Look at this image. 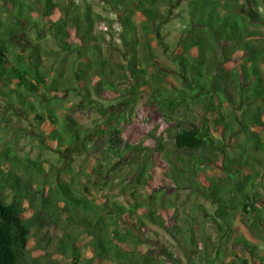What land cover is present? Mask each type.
<instances>
[{"label":"rangeland","instance_id":"1","mask_svg":"<svg viewBox=\"0 0 264 264\" xmlns=\"http://www.w3.org/2000/svg\"><path fill=\"white\" fill-rule=\"evenodd\" d=\"M53 2L67 7L68 13H78L88 6L100 16L94 34H102L105 38L101 45V58L110 62L116 73L122 76L117 84L120 93L105 91L104 97L99 99L91 89L90 98L98 103L90 104L73 86L64 93H51L55 99H61V108L67 111L78 133L81 136L90 133L89 140L81 147L78 142L73 146H60L51 139L56 127L49 122L46 96L50 92L46 88H40L37 98L26 96L27 111L17 105H7L0 92V168L2 172H9L16 167L22 182L33 190H40L49 202L55 201L53 193L59 180L73 178V186L77 190L75 195L93 204L95 216L102 219L101 229L107 230L111 245L119 253L111 245L108 247L111 250L106 253L94 252L91 245L95 231L67 221L71 211H65V204L59 201L58 213L52 221L48 219L39 228H30L31 235L22 264H75V261L76 264H85L91 258L92 264L96 261H100L98 264H243L244 260L246 264H260L240 242L244 239L254 244L264 260V227L255 219L262 215L246 207L247 202L252 200L258 210L264 205V154L249 148L243 132V122L256 107L246 106L240 99H237L239 105L231 109L224 101L215 103L205 121L202 116L205 110L203 99L191 100L188 97V93L193 94L196 89L189 79L179 73L177 62V56L182 54L181 42L186 38L183 32L189 21L186 4L177 2L170 6L167 20L155 31L157 34L153 35L151 45L156 59H139L144 81L152 87L166 89L176 103L174 110L169 112L161 104L164 98L152 97L149 89L138 83L140 81L136 82V77L130 72V57L122 42V12L107 0ZM238 2L243 6V0ZM161 10L168 8L162 4ZM60 18L61 13L55 11L53 20ZM250 19L253 24L250 30L258 35L255 40L264 43V6L252 8ZM131 20L138 26L141 16L137 11L131 15ZM66 32L69 37L60 43L61 40L53 35V25L44 27L39 24L36 29L22 25L12 41V50L21 53V67L28 79L32 80L38 71H48L49 80L59 74L68 75L72 61L79 68L95 60L73 30ZM139 38L142 40L143 36L139 35ZM80 45L82 48H79ZM76 50H79L78 54ZM243 56V52H239L220 65L228 71L238 68L247 64ZM152 76H161L166 81L154 83ZM56 111L59 113L58 108ZM219 113L230 124L231 133L216 126L214 120ZM35 115H42L44 123L36 121ZM58 115L60 124L68 120L65 114ZM170 116L173 119L168 121ZM178 120L184 124L181 125ZM114 125L120 126L126 145L146 148L143 156L148 154L153 163L148 175L138 177L139 169L130 163V153L124 150L113 155L107 153V133ZM188 125L204 137L207 147L223 150V155L217 153L212 156L216 163L199 175L202 190L177 189L154 149L162 140L164 147L171 150L166 136ZM251 130L259 133L264 141L260 128L251 126ZM242 142L246 153L240 155L237 145ZM4 151L16 160L4 158ZM227 173L233 175L238 184H244L246 196L242 198L236 188L231 191L228 187L219 200L212 201L209 192L212 182L224 178ZM248 179L246 185L244 180ZM3 194L9 203L14 193L5 187ZM35 197L37 199L33 201L30 195L24 198L28 217L41 207L39 195ZM147 210H153L162 218L166 228L149 221L145 215ZM75 212L86 218L94 216L91 211L77 209ZM65 235L75 238L74 251L70 245L64 252L58 249Z\"/></svg>","mask_w":264,"mask_h":264},{"label":"trees","instance_id":"2","mask_svg":"<svg viewBox=\"0 0 264 264\" xmlns=\"http://www.w3.org/2000/svg\"><path fill=\"white\" fill-rule=\"evenodd\" d=\"M107 2L123 13L122 42L130 57V72L136 77V82L140 81L138 83L149 89L152 97L164 98L165 101H162L161 104L165 107L164 110L167 109L169 112L174 110L176 103L171 100L166 89H160L159 86L152 87L144 81V71L140 70L139 59L143 61L156 59L151 45L153 35L157 34L155 31L167 20L170 6L177 2L185 3L188 8L189 21L183 32L186 38L181 42L182 54L177 56V62L179 73L189 79L196 89L193 94L189 92L188 97L191 100L203 99L202 105L205 110L202 116L205 117V121H207L206 115L212 112L215 103L221 104L224 101L231 106V109L239 105L237 99H240L246 106H255L256 109L252 115L243 122V132L249 148L264 154V141L261 140L259 133L251 130V126H255L260 128V132L264 134V121L262 120L264 116V43L255 40L258 35L250 30V26H253L250 23L251 9L264 6V0H243V6L238 0H107ZM162 4L168 10L162 11ZM241 7L243 8L240 9ZM67 9V7L56 4L53 0H0V92L7 105L12 107L17 105L16 107L19 106L27 111L26 96L37 98L41 93L40 88H46L50 92L46 96L49 122L56 128L58 126V129L55 128L52 131L51 139L58 142L60 146H73L78 142L82 147L89 140L90 133H85L82 136L78 133V130L72 126L74 122L67 115V111L61 108V99H55L51 93H64L71 90L73 86L83 94L87 104L98 103L90 98L91 89L99 99L104 97L105 91L120 93L117 84L122 76L116 73L110 62L103 60L100 56L101 45L105 42V38L102 34L101 36L94 34L100 16L94 14L88 6L82 8L78 13L75 11L68 13ZM55 11L61 13V18L57 21L53 20ZM134 11H137L141 16L138 26L131 20ZM34 15L35 17H33ZM23 24L33 26L35 29L39 24L44 27L53 25V35L58 41L61 40L60 43L64 38L69 37V33L66 31L73 30L81 44L95 57V60L87 65L79 66V68L72 61L73 66L70 67L68 75L67 73L59 74L57 78L49 80L48 71H46L47 74L38 71L32 80L28 79L27 73L21 67L23 59L21 53H14L12 50V41L18 35ZM139 35L143 36L142 40ZM80 47L82 48L81 45ZM75 52L78 54L79 50ZM239 52H243L247 64H242L229 71L220 65ZM77 59L79 60V58ZM64 61L66 62V60ZM94 79H96L95 82ZM152 81L160 84L166 79L161 76H152ZM131 103L132 107L134 102ZM56 108L59 109V113L65 114L64 116H67L68 120L60 124ZM247 109L249 108L247 107ZM189 116H191L190 113ZM34 118L36 121L44 123L42 115H35ZM172 119L173 116H170L167 120ZM214 122L225 132H232L230 124L225 121L222 114L219 113ZM178 123L184 124L179 120ZM166 137L172 149L165 148L162 140L156 144L154 149L159 155L160 161L166 165L171 182L180 190H202L203 183L199 180V175L205 169L210 168V165L216 163L212 156L217 153L223 155V150L207 147L204 137L189 125L180 127L175 133ZM237 149L241 150L240 155L246 153L243 142L237 145ZM105 150L112 155L120 150L130 153V163L139 169V178L148 175L153 167L148 154L143 156L142 152L146 148L128 146L123 142L119 125L110 127ZM2 154L6 159L16 160L6 151ZM253 159L259 160V158ZM31 163L40 167L34 162ZM15 168L9 172H2L0 168V264H22L31 235L30 228L32 226L39 228L48 219L52 221L58 213L56 208H58L59 201L65 204V211H71L67 215V221L95 231L91 245L94 252L106 253L109 249L111 250L108 248L111 245L108 232L101 229V225H103L101 217L95 216L96 211L93 209V204L75 195L77 190L74 189L73 178L59 180L57 189L53 193L55 201L49 202L40 190H33L28 184L23 183L21 176L16 171L17 168ZM144 181L147 183V180ZM236 181L233 175L227 173L224 178L212 182L209 189L211 200H219L228 187H231V191L236 188L239 196L244 198L246 196L245 186ZM244 181L247 185L249 179ZM5 187L14 193L9 203L3 194ZM26 195H30L31 201L37 199L35 195H39L38 201L41 207L38 211H34L31 217L26 216L24 206ZM252 201L247 202L246 207H249L252 212L257 211L262 215L255 219L260 221L264 227V205L261 210H258L253 206ZM51 207L55 209L51 210ZM77 209L91 211L94 216L82 217L77 213L78 211L75 212ZM45 211L47 214L43 215ZM129 212L133 213L134 211L130 210ZM145 215L149 221L160 228H166L165 221L158 217L153 210H147ZM74 241V237L65 235L60 241L58 249L64 252L70 245L74 251ZM240 242L246 246L252 257L258 259L260 264H264V260L258 254L254 244L244 239ZM110 247L117 251V254L119 253L115 246L111 245ZM92 262L91 258L84 263L92 264ZM98 262L100 261H96L94 264H98ZM76 263L77 261H75ZM243 264H246L245 260Z\"/></svg>","mask_w":264,"mask_h":264}]
</instances>
